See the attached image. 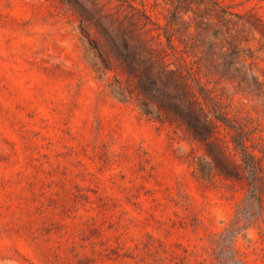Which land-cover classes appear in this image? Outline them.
Returning <instances> with one entry per match:
<instances>
[{"label":"rangeland","instance_id":"rangeland-1","mask_svg":"<svg viewBox=\"0 0 264 264\" xmlns=\"http://www.w3.org/2000/svg\"><path fill=\"white\" fill-rule=\"evenodd\" d=\"M162 61L264 165V0H0V264H264V167L225 176Z\"/></svg>","mask_w":264,"mask_h":264},{"label":"trees","instance_id":"trees-1","mask_svg":"<svg viewBox=\"0 0 264 264\" xmlns=\"http://www.w3.org/2000/svg\"><path fill=\"white\" fill-rule=\"evenodd\" d=\"M86 10L88 15L79 11L85 16L86 20L100 25L104 30H107L101 23H96L97 18L93 12L88 10L84 5H81ZM108 31V30H107ZM167 46L163 49V60L175 53L173 39L170 35H166ZM158 70L162 77L172 80L173 90H167L159 85H156V79L149 77V82L152 86L147 87L148 92L158 102H160L169 112L185 123L188 129L192 132L195 139L200 142L208 143L209 146L217 149L224 163L223 172L227 178L240 179L241 170L248 173L249 186L255 187V181L260 176V170L264 167L260 163L247 143V132L240 127L239 124H234L233 120L223 113L216 102L209 95L204 85L200 80L196 79L193 72L184 65H179L176 68H169L165 61L158 64ZM152 99V100H154ZM144 105L151 104L145 101ZM149 112V111H148ZM227 128L233 131L231 141L234 145V150L240 155L241 163H237L232 158V154L228 151V144L221 130ZM204 175L205 169H201ZM262 180L263 176L261 175Z\"/></svg>","mask_w":264,"mask_h":264}]
</instances>
